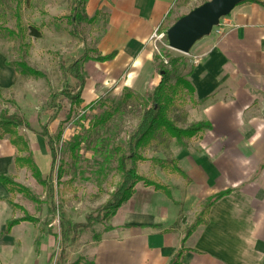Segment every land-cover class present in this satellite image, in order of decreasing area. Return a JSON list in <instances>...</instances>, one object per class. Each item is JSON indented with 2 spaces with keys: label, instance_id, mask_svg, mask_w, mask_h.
<instances>
[{
  "label": "crops",
  "instance_id": "0c3cea01",
  "mask_svg": "<svg viewBox=\"0 0 264 264\" xmlns=\"http://www.w3.org/2000/svg\"><path fill=\"white\" fill-rule=\"evenodd\" d=\"M252 1L264 5V0ZM174 2L85 0L84 19L97 15L103 20L90 60L113 58L105 64L81 66L79 106L86 107L104 95L150 98L159 80L148 39L164 25ZM180 58L171 60L180 65V72L183 68L187 73L172 79L183 83L189 94L179 89L178 104L186 97L188 125L208 128L181 143L183 148L171 151L169 161L183 179L155 170L150 183L164 188L168 200L133 187L129 200L109 220V232L101 234L91 250L77 253L74 262L169 264L204 204L225 194L208 210L204 227L196 228L183 244L186 254L179 264H262L264 10L249 5L235 7L206 39ZM16 82L15 75L0 66V92L10 91ZM25 147L32 165L40 163L39 177H44L48 155L46 158L38 146L33 152L27 144ZM13 158L6 142H0V177L19 186L17 180L23 181L24 172L14 171ZM5 198L10 199L0 190V202ZM3 209L0 207V235L10 223V216L2 215ZM22 228L27 225L12 228L3 239Z\"/></svg>",
  "mask_w": 264,
  "mask_h": 264
},
{
  "label": "rangeland",
  "instance_id": "374dc122",
  "mask_svg": "<svg viewBox=\"0 0 264 264\" xmlns=\"http://www.w3.org/2000/svg\"><path fill=\"white\" fill-rule=\"evenodd\" d=\"M209 1L175 0L162 30ZM84 4L85 0H20V38L14 41L0 31V66L8 67L10 69L7 70L12 72L11 68L15 65H22L42 78L32 80L15 76L17 82L14 88L0 92V102L10 103L12 107L0 104V112L21 120L30 134L16 130V137L32 152L36 146L39 150L43 149L47 158L44 141L32 136L40 135L42 130L50 140L49 150L54 157L51 169L48 161L47 174L39 177L40 181L47 183L50 200H44L43 190L34 185L25 171L23 181L20 178L17 180L18 187L27 192L35 205L21 197L7 195L0 188L10 198L0 202V207L4 208L2 215H9V222L22 218L34 222L26 229H17L7 240L3 239L7 236L1 238V264H84L81 260L74 262L73 258L77 253L91 250L94 239L98 241L107 229L109 221H104L102 217L106 215L104 210L111 194L119 185L115 173L117 161L122 160L124 172L131 171L135 178L150 182L151 175L159 170L156 164L163 162L167 165L164 170L170 171L173 167L169 161L171 151L183 148L181 143L189 141H181L178 145L167 138L154 137L147 149L135 153L144 163L130 164V139L134 136L143 111L142 105L146 104L148 96L139 98L120 94L111 98L104 95L86 107L70 106L61 96L78 95L84 69L81 68L84 65L81 63L82 56L85 53L87 59L94 57L93 48L102 33V17L97 16L92 24H86ZM12 7L13 0H0V30L8 33H14L10 16ZM29 29L38 33V40L28 38ZM157 58L166 63L165 68L160 66ZM157 58L154 57V70L161 67L167 72L168 87L174 86L176 81L172 78L175 75L187 73L183 68L180 72V65L177 64L168 68L167 60L183 59L180 56L160 49ZM185 98L181 105L178 100H173L174 107L168 108L165 115L173 129L180 132L194 127L188 125ZM105 115L107 122L93 129L92 124ZM2 141L6 142V139ZM22 158L23 155L18 156V159ZM33 166L37 172L40 171V163L36 162ZM58 171L60 179L55 182ZM135 186L141 188L139 184ZM43 249L48 252L44 253Z\"/></svg>",
  "mask_w": 264,
  "mask_h": 264
},
{
  "label": "trees",
  "instance_id": "16d2710c",
  "mask_svg": "<svg viewBox=\"0 0 264 264\" xmlns=\"http://www.w3.org/2000/svg\"><path fill=\"white\" fill-rule=\"evenodd\" d=\"M19 2L20 0H13V7L10 13L12 22H13V28L14 33H8L5 31L0 30L2 33H4L5 37L12 39L14 41H18L20 38L21 30L19 27ZM242 5H249L254 6L259 9L264 10V5L257 3L252 0H242ZM237 6V7H238ZM97 15H94L93 18L86 22V24H92L94 18H96ZM176 19L175 21H177ZM174 21V22H175ZM173 22V23H174ZM172 23V24H173ZM162 30V28L160 27ZM163 31V30H162ZM165 31V30H164ZM27 36L29 39L36 41L38 40V33L33 30L29 29L27 31ZM81 59V63H90L94 65H101L108 63L112 60L113 55H110L107 58L99 59L94 58L93 60L87 59L84 56ZM176 64V61L174 60H167L168 68H173ZM5 69H10L8 67H5ZM12 73L19 79L22 78H29L32 80H41L42 78L37 75L34 72H31L24 68L22 65H15L13 68H11ZM156 77L158 78L159 82L157 87L153 90L150 98L147 100L146 104H143V111L141 113V117L139 119L138 125L136 127V130L134 132V136L132 137L131 143V149L130 153L131 156L129 158L130 164H142L144 163L141 159H138L135 153L137 151H141L144 149H147V145L153 141L154 137H164L168 140L174 141L175 143H180L181 141H188L194 136L200 134L201 132H205L208 130L207 127L202 125H197L192 128H188L183 132L177 131L173 129L172 125L167 121L166 119V112L168 108L173 107V100H177L179 97V89H184L189 94L188 88L181 82L177 81L174 83L173 87H168V74L164 69L161 67H156L155 70ZM78 88H81V83L79 82ZM61 96L65 99V101L73 107H78L80 105L78 101V95L75 97H69L68 95ZM1 105H6L9 107H12L10 103H2ZM108 117L105 115L103 116L99 121L92 124V128H98L103 126L107 122ZM16 130H21L23 132H28L27 127L22 123L21 120H19L16 116H10L7 117V114L4 111L0 112V141L2 139H6L7 146L13 151L14 153V159L12 161V167L15 171H25L29 175L30 180L34 183V185L44 192V200L48 201L51 199V193L50 190L47 189V183H44L40 181L39 175L35 167L32 165L31 158L28 155L26 151V147L21 139L17 138L15 135ZM38 140H43L44 145L48 154L49 159V169H51V166L54 162V157L52 155V152L49 150V144L50 140L44 135V132L40 130V135H32ZM23 155L24 158L18 159V156ZM157 168L160 171H164V169L167 167V165L163 164H156ZM50 171V170H49ZM115 173L118 176L119 179V185L115 188V191L111 194L108 204L106 205V209L104 212H106V215H103L104 221H109L113 218L115 212L126 202L129 200L132 189L135 185H141V187L144 190H150L153 194H158L162 196L165 200H168L167 192L164 188L160 187L156 183H150L146 181H142L140 179H137L134 177L133 173L131 171L124 172L123 166H122V160H118L115 166ZM169 173L179 179H183L182 176L173 168H170ZM60 179V173L59 171L55 173V182H57ZM0 188L7 194V195H14L23 198L25 201H27L31 205H35V201L27 194L26 191L18 187L17 185L13 184L11 181L5 178H0ZM225 194L216 196L210 200H208L204 206L202 207L199 215L196 217L192 227L184 232L183 238L179 245L178 252L174 255V257L171 259L169 264H179L181 256L183 254H186L185 251L182 250V246L185 243V241L189 238L191 233L196 228L204 227L205 225V217L208 212V210L220 199L224 198ZM13 211L21 213L18 209L12 208ZM19 224H26V225H33L34 222L22 218L19 221H13L4 226L3 234L0 236V239L7 236L8 232L16 227ZM108 229H104V233H108ZM97 239H94L92 243H96ZM74 264H78L75 262ZM264 264V260L262 262Z\"/></svg>",
  "mask_w": 264,
  "mask_h": 264
},
{
  "label": "water",
  "instance_id": "95a60500",
  "mask_svg": "<svg viewBox=\"0 0 264 264\" xmlns=\"http://www.w3.org/2000/svg\"><path fill=\"white\" fill-rule=\"evenodd\" d=\"M241 2L242 0H210L179 18L164 31L166 51L186 57L190 49L206 39L218 22L226 18Z\"/></svg>",
  "mask_w": 264,
  "mask_h": 264
},
{
  "label": "built area",
  "instance_id": "2783aa9c",
  "mask_svg": "<svg viewBox=\"0 0 264 264\" xmlns=\"http://www.w3.org/2000/svg\"><path fill=\"white\" fill-rule=\"evenodd\" d=\"M163 34L164 30L162 31L160 28H156L148 39V44L150 45L151 53L155 58H157V51H159L160 49L166 51ZM157 59L160 66L162 68H165L166 63L162 59ZM193 65H195V61H192V66Z\"/></svg>",
  "mask_w": 264,
  "mask_h": 264
}]
</instances>
